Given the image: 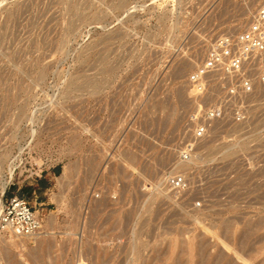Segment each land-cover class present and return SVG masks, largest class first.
I'll return each mask as SVG.
<instances>
[{"label":"rangeland","instance_id":"374dc122","mask_svg":"<svg viewBox=\"0 0 264 264\" xmlns=\"http://www.w3.org/2000/svg\"><path fill=\"white\" fill-rule=\"evenodd\" d=\"M261 2L0 0V182L43 222L0 264H264V138L177 155L190 74Z\"/></svg>","mask_w":264,"mask_h":264},{"label":"built area","instance_id":"2783aa9c","mask_svg":"<svg viewBox=\"0 0 264 264\" xmlns=\"http://www.w3.org/2000/svg\"><path fill=\"white\" fill-rule=\"evenodd\" d=\"M187 83L194 108L177 151L181 163H189L200 147L216 138L231 137L234 144L264 138V0L242 30L213 41ZM164 184L173 193H184L189 186L182 174L167 176ZM6 194L7 189H0V234H40L43 222L34 207L24 197Z\"/></svg>","mask_w":264,"mask_h":264},{"label":"bare ground","instance_id":"6f19581e","mask_svg":"<svg viewBox=\"0 0 264 264\" xmlns=\"http://www.w3.org/2000/svg\"><path fill=\"white\" fill-rule=\"evenodd\" d=\"M254 3V2H253ZM249 10H251V9H249ZM185 68V67H184ZM188 94H190V93H188ZM178 96H180V95H178ZM182 97V96H181ZM179 98V97H178ZM170 115V114H169ZM165 121V120H164ZM227 145H229V144H227ZM222 148H223V146H222ZM229 148L231 149V147L229 146L228 148H227V150H229ZM226 150V151H227ZM20 151H22V148L20 149ZM5 157V156H4ZM4 157H1V159H0V161H3V158ZM16 168H15V163L13 162V163H11L10 164V168H9V171H10V174L12 175V173L14 172V170H15ZM10 178H11V176H10ZM3 182L1 183L0 182V189L2 190V191H5L6 189H7V187H8V184H9V181H8V179L6 180V179H3L2 180ZM149 210H147L146 212H148ZM145 212V213H146ZM144 222V221H143ZM37 237V236H33V237H30V238H33V239H35V238Z\"/></svg>","mask_w":264,"mask_h":264},{"label":"crops","instance_id":"0c3cea01","mask_svg":"<svg viewBox=\"0 0 264 264\" xmlns=\"http://www.w3.org/2000/svg\"><path fill=\"white\" fill-rule=\"evenodd\" d=\"M42 185V183H40V186Z\"/></svg>","mask_w":264,"mask_h":264},{"label":"trees","instance_id":"16d2710c","mask_svg":"<svg viewBox=\"0 0 264 264\" xmlns=\"http://www.w3.org/2000/svg\"><path fill=\"white\" fill-rule=\"evenodd\" d=\"M42 186H43V183H42Z\"/></svg>","mask_w":264,"mask_h":264}]
</instances>
